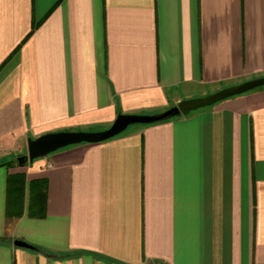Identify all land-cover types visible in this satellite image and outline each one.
Returning a JSON list of instances; mask_svg holds the SVG:
<instances>
[{"label": "crops", "instance_id": "crops-1", "mask_svg": "<svg viewBox=\"0 0 264 264\" xmlns=\"http://www.w3.org/2000/svg\"><path fill=\"white\" fill-rule=\"evenodd\" d=\"M259 76L264 0H0V264H264V86L26 157L41 134Z\"/></svg>", "mask_w": 264, "mask_h": 264}, {"label": "water", "instance_id": "water-1", "mask_svg": "<svg viewBox=\"0 0 264 264\" xmlns=\"http://www.w3.org/2000/svg\"><path fill=\"white\" fill-rule=\"evenodd\" d=\"M264 86V76L254 77L235 84L223 86L207 94L180 99L175 105L157 114H118L112 123L102 130L97 131H56L41 134L26 143V157L32 160L71 144L80 142H98L106 140L121 133L132 124H149L167 119L174 115H186L191 111L204 108L230 96L238 95L249 90ZM18 157V164L22 165L25 158ZM17 247L35 249L30 244L14 240Z\"/></svg>", "mask_w": 264, "mask_h": 264}, {"label": "trees", "instance_id": "trees-1", "mask_svg": "<svg viewBox=\"0 0 264 264\" xmlns=\"http://www.w3.org/2000/svg\"><path fill=\"white\" fill-rule=\"evenodd\" d=\"M136 125H146V124H136ZM23 185H24L23 174L13 173V174H8L6 176V200H5L6 216H10V217L17 216L18 212H15V211L17 208H21V197H22ZM28 187L30 191L29 201H28V204L30 206L29 215L30 216H40V214L43 213V208H44V195H45L44 194V189H45L44 181L41 179L31 180L28 183Z\"/></svg>", "mask_w": 264, "mask_h": 264}, {"label": "rangeland", "instance_id": "rangeland-1", "mask_svg": "<svg viewBox=\"0 0 264 264\" xmlns=\"http://www.w3.org/2000/svg\"><path fill=\"white\" fill-rule=\"evenodd\" d=\"M169 108V107H168ZM168 108H166V109H168ZM166 109H164V110H166ZM164 110H162V111H164ZM162 111H160V112H162ZM160 112H157V113H160ZM157 113H152V114H157ZM174 116H176V115H174ZM171 117H173V116H171ZM170 118V117H169ZM136 124H132V125H129V126H127L124 130H127V129H129V128H131L132 126H135ZM123 130V131H124Z\"/></svg>", "mask_w": 264, "mask_h": 264}]
</instances>
